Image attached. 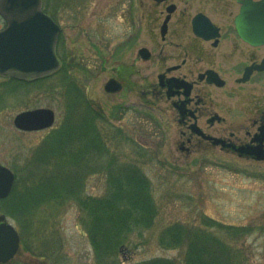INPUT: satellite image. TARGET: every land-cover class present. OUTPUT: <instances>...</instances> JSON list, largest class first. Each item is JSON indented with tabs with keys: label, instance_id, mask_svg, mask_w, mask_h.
I'll return each instance as SVG.
<instances>
[{
	"label": "rangeland",
	"instance_id": "374dc122",
	"mask_svg": "<svg viewBox=\"0 0 264 264\" xmlns=\"http://www.w3.org/2000/svg\"><path fill=\"white\" fill-rule=\"evenodd\" d=\"M45 2L51 16L65 29L66 66L72 77L111 124L123 127L150 152L147 159L138 160L130 146L109 143L110 151L117 153L120 161L138 160L152 182L160 210L151 228L136 231L124 249L118 251L116 264H140L160 258L184 264L186 247L164 249L159 245V236L165 227L174 223L203 227L205 218L251 228L250 234L228 240V245L243 252L246 264H264V161H253L206 145L193 149L191 154L181 151L180 128L172 120L166 99L149 97L142 101L130 87L117 95L105 91L106 83L113 76L107 62L115 25L111 22V11L116 8L113 6H132L129 0ZM64 78L56 74L20 88L4 85L6 79L0 77V92L11 87L16 92L0 104V162L15 173L14 167L21 169L23 161L50 132L49 129L20 131L14 125L16 115L49 108L56 112L55 127L60 126L65 112L63 93L67 83ZM125 104L130 108L123 118L115 119L112 115L117 113V106ZM107 189L104 171L87 178L86 195L102 197ZM37 213L31 225L35 236L30 249L25 250L22 245L13 264H97L83 224L86 214L75 203L43 206ZM2 214L6 215L0 209ZM7 220L20 232L17 220L9 216ZM208 230L224 237V232L216 227Z\"/></svg>",
	"mask_w": 264,
	"mask_h": 264
},
{
	"label": "flooded vegetation",
	"instance_id": "af4514ba",
	"mask_svg": "<svg viewBox=\"0 0 264 264\" xmlns=\"http://www.w3.org/2000/svg\"><path fill=\"white\" fill-rule=\"evenodd\" d=\"M129 1L132 6L111 11L107 62L110 80L122 85L117 94L130 87L142 101L166 99L180 128L181 151L206 145L263 162L264 0ZM0 18L2 31L8 24ZM57 24L61 67L21 82L60 71L65 76V29ZM129 108L118 105V118Z\"/></svg>",
	"mask_w": 264,
	"mask_h": 264
},
{
	"label": "trees",
	"instance_id": "16d2710c",
	"mask_svg": "<svg viewBox=\"0 0 264 264\" xmlns=\"http://www.w3.org/2000/svg\"><path fill=\"white\" fill-rule=\"evenodd\" d=\"M43 1L45 11L49 13ZM63 73L67 83L63 93V120L23 161L21 169L14 167L17 181L10 196L0 201V209L20 223L21 243L29 250L35 236L31 225L38 210L47 205L73 202L86 214L83 224L97 264H116L118 251L130 237L136 231L151 228L159 216L152 182L138 164V158L147 159L150 152L145 151V146L132 134L111 125L104 113L87 98L83 86L72 77L68 66ZM30 84L16 80L4 82V85L20 88ZM14 89L7 90L11 93L5 90L8 95L4 90L0 92V104L16 93ZM119 114L117 111L114 116ZM113 142L130 146L138 160L120 161L117 153L110 151L109 143ZM102 171L107 175L106 194L102 197L86 195L87 178ZM210 227L223 231L224 237L208 230ZM252 231L245 226L205 218L203 227L199 228L182 223L165 227L159 236V245L164 249L185 246L184 264H246L243 252L229 246L228 240L244 237ZM140 264L179 263L160 258Z\"/></svg>",
	"mask_w": 264,
	"mask_h": 264
},
{
	"label": "water",
	"instance_id": "95a60500",
	"mask_svg": "<svg viewBox=\"0 0 264 264\" xmlns=\"http://www.w3.org/2000/svg\"><path fill=\"white\" fill-rule=\"evenodd\" d=\"M0 15L8 24L0 31V75L32 80L59 69L56 45L61 28L44 12L43 0H0ZM105 90L115 94L122 85L111 79ZM55 120L54 110L40 108L18 114L14 125L20 130L38 131L52 127ZM15 180L14 172L0 163V199L10 195ZM4 220V216L0 218V263L9 262L20 248L18 231Z\"/></svg>",
	"mask_w": 264,
	"mask_h": 264
}]
</instances>
